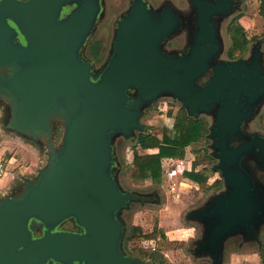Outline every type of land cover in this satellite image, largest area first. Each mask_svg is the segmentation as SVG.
Returning <instances> with one entry per match:
<instances>
[{
	"label": "water",
	"instance_id": "water-1",
	"mask_svg": "<svg viewBox=\"0 0 264 264\" xmlns=\"http://www.w3.org/2000/svg\"><path fill=\"white\" fill-rule=\"evenodd\" d=\"M242 5L129 0L94 70L81 50L101 0H0V91L12 98L7 127L44 138L49 150L33 179L0 198V264H147L122 242L128 248L133 212L157 206L158 195L148 189L153 185L138 192L120 180L114 140L139 142L144 109L161 97L178 101L188 117L212 118L204 137L221 187L182 210V223L198 232L184 250L200 264L204 258L221 264L231 237H241L238 250L259 243L264 188L243 161L252 156L264 170V132L250 131L264 105L261 38L247 47L248 56L218 58L220 19L238 10L237 16ZM183 27L184 50H165L164 41ZM56 114L64 131L53 151L49 117ZM258 176L264 184V172ZM68 220L72 227H60Z\"/></svg>",
	"mask_w": 264,
	"mask_h": 264
},
{
	"label": "rangeland",
	"instance_id": "rangeland-1",
	"mask_svg": "<svg viewBox=\"0 0 264 264\" xmlns=\"http://www.w3.org/2000/svg\"><path fill=\"white\" fill-rule=\"evenodd\" d=\"M163 0H148V2L153 7H158ZM174 1V0H173ZM102 11L101 14L91 32L86 42L84 43L81 53L82 55L91 60L93 63V69L98 70L100 66L105 61L110 49L111 41L113 38L116 21L119 18L120 14L127 9L129 5V0H101ZM176 3V2H175ZM184 4V3H183ZM181 3H176L177 6L183 5ZM255 5V6H254ZM241 8H246V5L243 3ZM245 10V9H244ZM240 12V11H239ZM238 10L229 14L226 17L220 19V38L222 42V50L218 58L220 59H229L236 58L239 56H248V52L243 51L241 55L236 57H230L228 51L232 46L231 34L233 33L234 21ZM245 15L239 19V22L243 29L245 35L250 38L248 48H250L253 43L257 40L258 34L264 29V18L257 11L256 4L252 2L249 3ZM179 34H174L170 38L164 41L163 48L165 50H177L183 51L187 39V27H183ZM8 71L9 68L3 69ZM12 108V98L5 92L0 91V158L6 162L7 171L4 175L2 182H5V186L0 189V198L5 195L15 194L20 191L25 181L33 179L37 171L47 165L48 162V149L45 146V139L42 138V141L39 142L37 139H31V137L25 136L20 132L7 127V122L9 120ZM179 108H181L180 103L174 99L168 97H161L155 100L150 106L146 107L145 116L141 119L142 123L146 125V132L140 133L148 134L149 132L154 131V127L166 129L169 132H172V124L175 119ZM200 118L204 119L206 124L210 123L211 116L202 115ZM51 124V140L49 142L50 150H57L62 143V136L64 131V122L62 116L59 114L51 115L49 117ZM257 130L259 132H264V105H262L254 117L250 131ZM139 135V136H140ZM161 137V134H158ZM140 139V138H139ZM116 147V157L120 158L121 166H119L118 175L120 180L127 181L128 178L132 180L133 183L138 184L134 189L138 192H143L142 185L145 184V181L137 179V177L132 175L131 168L127 167L126 163H129L132 159V142H127L120 137H116L115 140ZM129 146L126 149V146ZM194 149H197L194 151ZM35 154V159H32V153ZM141 151V150H140ZM187 153L183 156L187 160H198L203 164L209 165L211 167V160L207 157L209 148V140H207L204 135L197 143L192 144L187 148ZM206 152L207 157L204 155ZM186 156V157H185ZM212 159V158H211ZM214 161V159H212ZM212 161V162H213ZM244 165L247 169L255 176L259 185L264 188V184L261 183V179L258 176L259 173H263L264 170L258 165L255 159L252 156H247L244 161ZM168 171L171 172V169L175 170L176 167L173 163H167ZM176 171V170H175ZM169 173V172H168ZM164 185L170 186L173 185L175 190L168 196V207L167 209H174L172 216L158 214L154 211H142L136 216V223L142 225L143 232L146 233L154 224L159 225V219L163 218L167 223V232L166 239L162 240L160 243V250H165L168 254L169 260L164 264H188L183 256L180 254V247L182 252H186L183 246V240L186 235V231L182 229L180 224L177 221V211L181 208L183 212L186 209H190L191 205H197V202H194L195 197L202 192L203 187L200 185L195 186L189 183L179 172L172 173L171 175H164L163 178ZM125 187L131 189L128 185ZM148 188L149 190L156 189L157 193H160V186L157 188L156 185ZM210 193H206V197ZM206 197L203 199L205 200ZM202 199L201 202L204 200ZM196 203V204H195ZM149 206V205H148ZM155 206L152 205V208ZM128 213H123V218L128 223ZM171 220L168 221V218ZM73 223L68 220L60 225L62 228H70ZM144 234L133 239V242L130 241L128 248L124 245L125 242H122V248L125 252L130 254H135L134 252L139 251L140 249V239H142ZM241 240V237L235 236L231 237L227 241L228 248L238 250V242ZM264 241V225L260 229L259 233V243L249 242L246 243L243 247V250L254 251L260 250L261 243ZM132 242V243H131ZM161 255V253H159ZM203 264H210V261L207 258L201 259ZM163 264V263H160Z\"/></svg>",
	"mask_w": 264,
	"mask_h": 264
},
{
	"label": "crops",
	"instance_id": "crops-1",
	"mask_svg": "<svg viewBox=\"0 0 264 264\" xmlns=\"http://www.w3.org/2000/svg\"><path fill=\"white\" fill-rule=\"evenodd\" d=\"M242 2L246 5V8H244L245 10L243 9L242 12L240 14H238L240 16L236 21H238L239 19H241L245 15L244 13L247 11L249 3L252 2L253 4H256L257 11L259 9L260 0H242ZM263 31H264V29H263ZM263 31H262V33L260 32L258 34V38H261L260 39V41L262 43L261 50L264 53V34H263ZM246 38L248 39V42L246 43L244 51L247 50L248 44L250 42V38H248L247 36H246ZM133 147H137V149L140 153L152 152V151L156 150L155 148L142 149L139 147V142H137L135 145H133ZM128 148H129V146L127 145L126 149H128ZM187 152L188 151L186 150L185 153H187ZM211 158L212 157L210 156L209 157V159L211 160L210 164H212V161H213L212 160L213 158L212 159ZM130 162L129 163L125 162V164L129 165ZM168 162L173 163V165L176 167V169H175L176 171L171 169V172L168 171L169 173L168 172L166 173V170H168V167H167ZM193 162H192V160H187L186 158H183V157L182 158L164 157L161 159L162 174H161L160 180L159 181H153L150 178H145L144 180H142V182L145 181V184L142 185V187L147 186V185H157V186H160L162 188V189H160V193H157V191H156V193L158 195V199H157L158 204L154 208H152V205H149V206L145 205L144 207L135 210L132 214V222H131L132 225H139L142 228V225L136 223V221H135L136 216L142 211H154L157 213L156 217L159 216L158 214L164 213V215L166 214V215L172 216V214L174 213V211H173L174 209L168 210L167 207H168V196L171 193H173V191L175 190V187L173 185H170L167 187L164 185L163 178H164L165 174L169 176L172 173L179 172L189 183H191L195 186L200 185L201 187H203L202 192H200L195 197L194 202L201 200L204 197H206V193L209 194V193H212V192L220 189L221 178L219 176V173L217 171H213L211 169V167H209V165L203 164L201 161L197 160L196 163H193ZM191 169H193L194 171H201L202 174L207 176L206 181L204 183H199V182H197L191 178L184 176L183 171L191 170ZM217 178L220 179L217 187H210V188L206 187L208 185H211V183ZM127 181H128V184L130 186H138V184L133 183L130 178H128ZM1 182H0V184H1ZM181 212H182V209L180 208L177 211V221L180 224V226L182 227V229L186 231V235H185L184 240H183V246L185 247L189 241L196 239L198 232H197V229L195 227H193L192 225L182 223ZM172 217H174V216H172ZM169 220H171L170 217L168 218V221ZM167 226L168 225L166 223V220H163V218H161V220L159 219V225L154 224L146 233H144L143 229H142L143 234H148V233L152 232L153 229H155V227H156L157 233H156V235H154L152 237H148V238L143 236V238L140 239V246H138V248L140 250L134 252L135 253L134 255L138 256L140 259L147 261V264L148 263L149 264H160V263L164 264V263H166L169 260L168 254L165 250H160L159 246H160V243L162 242V240L166 239L165 234L167 232ZM130 241L131 240H129V243H130ZM132 242H133V240H132ZM140 251H144V254L141 253ZM159 253H161V255H159ZM180 254H181V256H183L185 258V260L187 261L188 264H200V262L198 260L200 258H197V260H193V258H191V256L187 252L184 253L181 251V247H180ZM221 264H264V241H263V243H261L260 250H254V251H247V250H243V249L236 250V249L228 248L225 246L224 250H223V257H222V263Z\"/></svg>",
	"mask_w": 264,
	"mask_h": 264
},
{
	"label": "trees",
	"instance_id": "trees-1",
	"mask_svg": "<svg viewBox=\"0 0 264 264\" xmlns=\"http://www.w3.org/2000/svg\"><path fill=\"white\" fill-rule=\"evenodd\" d=\"M258 12L264 17V0H260ZM239 16L240 15H237L234 21H236ZM233 24V33L231 34L232 46L228 51L230 57L241 55L248 42L243 27L237 21ZM171 129L172 132H169L166 129L154 127L153 132L140 135V148H155L156 150L140 153L137 147L132 148V160L127 167L131 168L133 176L137 177L139 180L150 178L153 181H159L162 174L161 159L164 157L182 158L187 148L202 139L207 131L204 119L188 117L182 108H179L175 115ZM159 133L161 137H159ZM196 150L197 149H194V151ZM204 155L207 157L206 152ZM196 162L197 160H194L193 163ZM183 174L199 183H204L207 179V176L202 174L201 171H194L193 169L183 171ZM219 181L220 179L217 178L211 185L206 187H217ZM142 233V228L139 225H132L128 239L132 241ZM156 233L157 229L155 227L152 232L144 234V237H152L156 235ZM140 252L144 254V251Z\"/></svg>",
	"mask_w": 264,
	"mask_h": 264
},
{
	"label": "built area",
	"instance_id": "built-area-1",
	"mask_svg": "<svg viewBox=\"0 0 264 264\" xmlns=\"http://www.w3.org/2000/svg\"><path fill=\"white\" fill-rule=\"evenodd\" d=\"M6 171H7L6 162L0 158V182L2 181L4 175L6 174Z\"/></svg>",
	"mask_w": 264,
	"mask_h": 264
}]
</instances>
